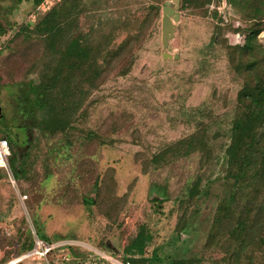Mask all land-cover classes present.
<instances>
[{
    "label": "rangeland",
    "instance_id": "obj_1",
    "mask_svg": "<svg viewBox=\"0 0 264 264\" xmlns=\"http://www.w3.org/2000/svg\"><path fill=\"white\" fill-rule=\"evenodd\" d=\"M129 1L127 7L117 9L113 0H83L86 7L93 5L97 10L84 13L80 26H109L119 10L133 8L134 13L139 14L146 2ZM164 1L167 0H161V6ZM23 3L0 0V109L8 118L13 89L7 85L21 78H31L32 74L25 72L38 54L37 37L15 38L13 32L7 37L4 32L29 19L33 22L39 19L31 17L32 9ZM212 11H217V17L222 20L221 41L224 39L231 46L239 44L245 35L238 28L245 27L247 21L234 13L225 0H212L208 8L205 5L201 9H179L177 21L170 16L171 29L164 39L160 11L159 20L147 27L142 47L136 52L131 66L129 59H125L85 101L84 113L76 124L78 129L72 133V139L77 140L78 135L93 131L104 143L84 144L78 148L75 141L68 153L62 150L52 159L46 157L48 148L42 140L32 150L36 159L33 168L39 173L33 186L15 178L12 183L0 172V242L3 245L0 258L6 257L5 264H65L71 256L84 260L83 264H127L121 249L139 224L153 225L154 217L161 218L155 244L162 243L172 234L183 210L176 201L184 195L185 186L198 175L203 176L202 184L207 178L212 180L219 167L200 168L199 156L193 154L144 172L142 158L136 153L148 157L193 132L200 123L208 125L211 134L219 131L214 140L216 150H220L219 145L225 141L241 79L229 66L222 46L213 53L205 52L213 24L217 21V17L211 15ZM125 35L120 31L115 43L121 42ZM257 43L264 48V29L258 33ZM204 60L207 61L205 68L200 69ZM194 113L199 123L189 116ZM122 118V126H110L111 119L120 123ZM135 130L139 135L137 142L132 137ZM84 158L90 162L83 177L79 174L78 164ZM107 167L114 169L117 195L126 196V203L118 214V224L112 227H108L110 222L96 208L88 209L82 201L88 194L93 173L103 172ZM47 172L50 176L45 178ZM217 186L218 182L213 180L211 194L203 195L189 206L190 211L198 209L197 214L184 232V243H176L186 257L198 259L193 264H230L227 260L231 251L229 244L205 247ZM66 195L73 199L69 205L65 202ZM155 196L163 199L164 213L161 215L152 211ZM23 215L34 237L33 219L46 235L47 241H43L51 247L46 257H23L28 252L16 255V231ZM163 247L169 249L170 246L164 244ZM254 264H264V247L254 257Z\"/></svg>",
    "mask_w": 264,
    "mask_h": 264
},
{
    "label": "trees",
    "instance_id": "obj_2",
    "mask_svg": "<svg viewBox=\"0 0 264 264\" xmlns=\"http://www.w3.org/2000/svg\"><path fill=\"white\" fill-rule=\"evenodd\" d=\"M27 1L35 8L43 0ZM113 1L117 9L130 4L129 0L126 3ZM145 1L139 14L134 13L133 8L122 9L109 26L101 24L93 28V24L80 26V20L88 10H97L96 7H86L83 0H55L37 16L39 19L36 22L26 21L15 29L4 31L7 37L13 32L15 38L35 36L39 39L36 44L38 54L25 72L32 74V77L28 80L21 78L7 85L13 89L9 102L10 117H6L0 109V136L9 143L8 165L16 180L28 182L31 186L36 184L39 173L33 168L36 159L32 150L42 140H45L48 148L46 157L52 159L62 150L68 153L75 141L78 148L84 144L104 143L93 131L84 132V136L78 135L77 140L72 139V133L78 129L76 124L84 113V104L90 94L125 59H129L131 66L136 52L142 47L147 27L159 20L161 0ZM225 1L247 24L238 28L245 35L244 42L231 46L224 39L221 41L224 27L221 26V18L217 17V11L211 13L217 17V21L213 24L205 52L213 53L222 46L229 66L241 79L226 139L219 145L220 150H216L214 142L219 131L211 134L209 126L200 123L193 132L166 144L148 157L136 153L142 158L144 172L193 154H198L200 168L214 165L219 167V172L216 171L218 173L212 180L207 178L204 184L201 183L203 176L198 175L185 186L184 195L176 201L183 210L172 234L162 243L155 244L161 229L157 225L161 219L159 216L154 217L153 225L139 224L121 249L123 261L127 264H193L197 261L196 257L182 254L181 247L176 243H184V232L197 214L198 209L190 211L189 206L203 195L211 194L213 180L218 182V191L213 193L215 209L206 233L205 247L229 244L231 251L227 260L230 264H254V257L264 247V48L257 43V35L264 29V0ZM211 2L179 0L177 10L179 12V9L188 7L201 9L205 5L208 8ZM120 31L126 35L121 42L115 43L114 39ZM206 62H202L200 69L205 68ZM189 116L199 123L195 113ZM109 124L118 128L124 124V118L120 123L111 119ZM132 137L134 142L138 141L137 130L132 132ZM89 162L84 158L78 164L80 176L84 177L87 173L86 165ZM0 172L5 173L1 168ZM113 174L111 167L93 173L88 194L82 199L88 209L96 208L110 222L108 227L118 224V214L126 203V196L116 193ZM49 176L47 172L45 178ZM65 197L66 204L72 203L71 196ZM152 203L155 214L164 213L162 197H153ZM20 220L16 231L17 256L31 251L35 246V237L28 228L25 216ZM32 224L35 236L47 241L35 219ZM164 244H168L169 249H164ZM83 261L71 258L65 264H83ZM5 262L6 257L0 258V264Z\"/></svg>",
    "mask_w": 264,
    "mask_h": 264
},
{
    "label": "built area",
    "instance_id": "obj_3",
    "mask_svg": "<svg viewBox=\"0 0 264 264\" xmlns=\"http://www.w3.org/2000/svg\"><path fill=\"white\" fill-rule=\"evenodd\" d=\"M55 0H43L35 7L34 12H32L31 17L38 16L42 12L46 11ZM58 1V0H56ZM242 35V34H241ZM243 36V35H242ZM244 42V36L242 37V41L239 44ZM10 154L9 143L6 138L0 136V168L3 169L10 180V182L15 183L13 174L8 165V156ZM51 247L48 243L39 239L35 236V246L28 253L24 254L23 257H36L41 259V257H46V254L50 251Z\"/></svg>",
    "mask_w": 264,
    "mask_h": 264
},
{
    "label": "water",
    "instance_id": "obj_4",
    "mask_svg": "<svg viewBox=\"0 0 264 264\" xmlns=\"http://www.w3.org/2000/svg\"><path fill=\"white\" fill-rule=\"evenodd\" d=\"M178 5H179V0H167V1H164L162 5L161 23H162V38L163 39L166 37L168 30L171 29L170 16L172 17L173 21L178 20V17H179V12L177 10Z\"/></svg>",
    "mask_w": 264,
    "mask_h": 264
},
{
    "label": "crops",
    "instance_id": "obj_5",
    "mask_svg": "<svg viewBox=\"0 0 264 264\" xmlns=\"http://www.w3.org/2000/svg\"><path fill=\"white\" fill-rule=\"evenodd\" d=\"M21 2H22V3L24 2V3H23L24 6H25V7L28 6V9H29V10L32 9L31 12H34V9H35V8L33 7V5H32L29 1H27V0H21V1H19L18 3H21ZM29 10H28V11H29ZM30 20H31V19H29V21H30ZM71 258H78V257H75V256L72 257V256H71V257H67L66 260L71 259Z\"/></svg>",
    "mask_w": 264,
    "mask_h": 264
}]
</instances>
